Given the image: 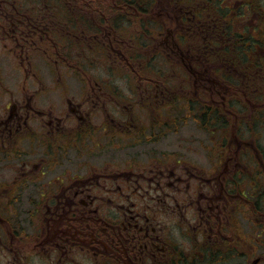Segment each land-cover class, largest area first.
I'll return each mask as SVG.
<instances>
[{
	"label": "flooded vegetation",
	"instance_id": "obj_1",
	"mask_svg": "<svg viewBox=\"0 0 264 264\" xmlns=\"http://www.w3.org/2000/svg\"><path fill=\"white\" fill-rule=\"evenodd\" d=\"M235 1L0 0V264H264V63L226 52L263 54L264 0Z\"/></svg>",
	"mask_w": 264,
	"mask_h": 264
},
{
	"label": "trees",
	"instance_id": "obj_2",
	"mask_svg": "<svg viewBox=\"0 0 264 264\" xmlns=\"http://www.w3.org/2000/svg\"><path fill=\"white\" fill-rule=\"evenodd\" d=\"M126 1V0H124ZM116 15H122L124 16L123 13L121 14H116ZM115 28H118V29H122V30H117L118 32H122L123 34H126L127 31V26H130L129 23H122L121 21L119 20H116L112 23ZM136 42H138L137 44H146V41L145 40H141V39H137ZM231 42L232 40H228V46H224L223 50H226L227 48L230 49V48H234L235 51H226L227 52V56H228V63L230 64H245V65H251V64H255V56H258L257 59H260L261 63H264V51H261L263 54H260L258 55L259 51L258 52H255L253 53L254 51H245V50H242V49H239V44L241 41L239 40H234L232 43V47H231ZM261 45H262V48L264 49V40L260 41ZM139 46V45H138ZM232 48V49H233ZM251 61V63H250Z\"/></svg>",
	"mask_w": 264,
	"mask_h": 264
},
{
	"label": "rangeland",
	"instance_id": "obj_3",
	"mask_svg": "<svg viewBox=\"0 0 264 264\" xmlns=\"http://www.w3.org/2000/svg\"><path fill=\"white\" fill-rule=\"evenodd\" d=\"M229 1V3H236V5H235V7L234 8H225L224 9V11H225V13L226 14H232V12L234 11V12H238L239 11V8L237 7L238 5H239V3L238 2H236L235 0H228ZM243 10H246V9H243ZM233 15V14H232ZM252 15H254V13H252ZM255 17L256 18H258V15L255 13ZM253 21H255L254 19H253ZM255 52H258V51H254L253 53H255ZM257 57L258 56H255V62L257 63V62H259V59H257ZM227 58H228V56H227ZM164 60H165V64L167 65L166 67H165V71H168V70H170L172 67H171V65L172 64H177L178 62L176 61V62H173V61H168L167 60V58L166 57H164ZM210 62H212V63H220V58L218 57V56H216V55H213V58L211 59V61ZM250 63H251V61H250ZM168 65H170V66H168ZM81 256V255H80ZM79 256V257H80ZM78 257V258H79Z\"/></svg>",
	"mask_w": 264,
	"mask_h": 264
}]
</instances>
